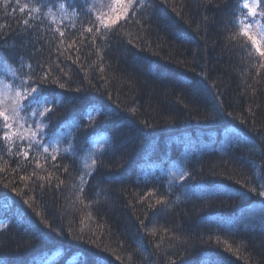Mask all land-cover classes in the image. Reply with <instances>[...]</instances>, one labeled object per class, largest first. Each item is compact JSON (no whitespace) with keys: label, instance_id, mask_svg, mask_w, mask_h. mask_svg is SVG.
Instances as JSON below:
<instances>
[{"label":"trees","instance_id":"16d2710c","mask_svg":"<svg viewBox=\"0 0 264 264\" xmlns=\"http://www.w3.org/2000/svg\"><path fill=\"white\" fill-rule=\"evenodd\" d=\"M251 15L245 0H0V87L54 101L25 109L35 139L0 116V264H264Z\"/></svg>","mask_w":264,"mask_h":264},{"label":"rangeland","instance_id":"374dc122","mask_svg":"<svg viewBox=\"0 0 264 264\" xmlns=\"http://www.w3.org/2000/svg\"><path fill=\"white\" fill-rule=\"evenodd\" d=\"M122 1L113 0V6L121 4ZM259 4L260 0H245V6L249 13L252 14V18L249 19L247 24V31L248 34L253 36L257 51L264 53V26L256 15L258 14ZM253 12H255V15H253ZM116 14L115 12V17L117 16ZM27 97L28 94L26 92L15 90L8 84L4 88L3 86L0 87V116L3 119L5 116L8 117L6 124L11 134L24 133L28 134V138L35 139L39 135V123H36V126H34V124L27 120L31 117L25 110L26 108L29 110L31 108V106L27 105ZM19 135L23 136V134ZM50 262L51 259H48L38 264H49Z\"/></svg>","mask_w":264,"mask_h":264},{"label":"snow or ice","instance_id":"6c2138e0","mask_svg":"<svg viewBox=\"0 0 264 264\" xmlns=\"http://www.w3.org/2000/svg\"><path fill=\"white\" fill-rule=\"evenodd\" d=\"M21 11H24V9H21ZM253 15H255V12H253ZM25 23H27V21H25ZM92 29H88V31H91ZM61 35H63V33H61ZM264 54V53H262ZM31 92H32V95L28 97V101H27V105L30 107L34 104H40V103H43L45 105L49 104V103H53L54 101L50 100L41 90L39 89H31ZM8 117L5 116L4 117V121H5V126L7 127L6 125V121H7ZM39 135L41 136H44L45 133L43 132L42 129L39 130ZM4 139H7V136H4L3 137ZM42 146V145H41ZM45 151H47V149L45 148L44 149ZM24 155H27V153H23ZM260 195L261 196H264V191L260 192ZM102 258L101 257H96L93 261V264H99V261L101 260ZM214 264V262H213Z\"/></svg>","mask_w":264,"mask_h":264}]
</instances>
